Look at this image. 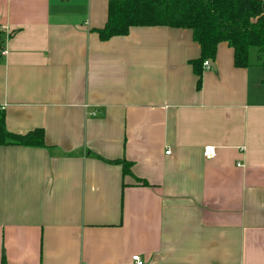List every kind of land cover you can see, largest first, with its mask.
<instances>
[{"label": "crops", "instance_id": "1", "mask_svg": "<svg viewBox=\"0 0 264 264\" xmlns=\"http://www.w3.org/2000/svg\"><path fill=\"white\" fill-rule=\"evenodd\" d=\"M109 1L0 0L5 127L44 141L0 147V264H264L261 61L220 43L198 89L189 30L102 42Z\"/></svg>", "mask_w": 264, "mask_h": 264}, {"label": "trees", "instance_id": "2", "mask_svg": "<svg viewBox=\"0 0 264 264\" xmlns=\"http://www.w3.org/2000/svg\"><path fill=\"white\" fill-rule=\"evenodd\" d=\"M264 3L261 0H110L107 20L96 33L104 42L128 35L134 27H167L189 30L200 55L191 61L197 88L201 83L204 62L215 59L218 44L226 43L233 51L235 68L250 65V52L255 51L264 71ZM20 146L43 148V132L11 134L5 127L0 110V147ZM123 173L130 165L124 161Z\"/></svg>", "mask_w": 264, "mask_h": 264}, {"label": "built area", "instance_id": "3", "mask_svg": "<svg viewBox=\"0 0 264 264\" xmlns=\"http://www.w3.org/2000/svg\"><path fill=\"white\" fill-rule=\"evenodd\" d=\"M203 66L206 69H208L209 68L208 62H204L203 63ZM202 157L204 159H207V160L213 159L215 157V150H214V148L211 147V146L205 147L204 150H203V153H202ZM131 260H132L133 264H143V262L137 256H133L131 258Z\"/></svg>", "mask_w": 264, "mask_h": 264}, {"label": "water", "instance_id": "4", "mask_svg": "<svg viewBox=\"0 0 264 264\" xmlns=\"http://www.w3.org/2000/svg\"><path fill=\"white\" fill-rule=\"evenodd\" d=\"M263 10H264V5H263ZM208 65H209L210 67H212V62H208Z\"/></svg>", "mask_w": 264, "mask_h": 264}, {"label": "rangeland", "instance_id": "5", "mask_svg": "<svg viewBox=\"0 0 264 264\" xmlns=\"http://www.w3.org/2000/svg\"><path fill=\"white\" fill-rule=\"evenodd\" d=\"M252 51H254V50H252Z\"/></svg>", "mask_w": 264, "mask_h": 264}]
</instances>
